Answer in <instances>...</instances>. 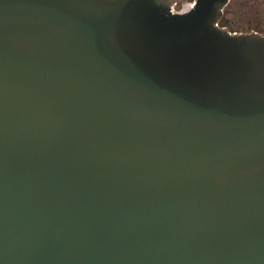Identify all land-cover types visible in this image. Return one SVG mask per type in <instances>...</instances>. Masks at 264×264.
Instances as JSON below:
<instances>
[{
	"label": "water",
	"instance_id": "water-1",
	"mask_svg": "<svg viewBox=\"0 0 264 264\" xmlns=\"http://www.w3.org/2000/svg\"><path fill=\"white\" fill-rule=\"evenodd\" d=\"M173 2L0 0V264H264V34Z\"/></svg>",
	"mask_w": 264,
	"mask_h": 264
},
{
	"label": "rangeland",
	"instance_id": "rangeland-1",
	"mask_svg": "<svg viewBox=\"0 0 264 264\" xmlns=\"http://www.w3.org/2000/svg\"><path fill=\"white\" fill-rule=\"evenodd\" d=\"M176 5H191L193 0H175ZM189 3V4H186ZM218 26L230 32L255 31L264 34V0H229Z\"/></svg>",
	"mask_w": 264,
	"mask_h": 264
},
{
	"label": "built area",
	"instance_id": "built-area-1",
	"mask_svg": "<svg viewBox=\"0 0 264 264\" xmlns=\"http://www.w3.org/2000/svg\"><path fill=\"white\" fill-rule=\"evenodd\" d=\"M183 5L184 4H182L179 8H177L176 7V2H173L172 5L169 8V11L171 13L182 12L183 11V8H184Z\"/></svg>",
	"mask_w": 264,
	"mask_h": 264
},
{
	"label": "bare ground",
	"instance_id": "bare-ground-1",
	"mask_svg": "<svg viewBox=\"0 0 264 264\" xmlns=\"http://www.w3.org/2000/svg\"><path fill=\"white\" fill-rule=\"evenodd\" d=\"M186 4H189V3H186ZM191 6H192V3L189 6L188 5H185V6L183 5V7H184L183 8V12L186 11V10H188L189 8H191Z\"/></svg>",
	"mask_w": 264,
	"mask_h": 264
},
{
	"label": "trees",
	"instance_id": "trees-1",
	"mask_svg": "<svg viewBox=\"0 0 264 264\" xmlns=\"http://www.w3.org/2000/svg\"><path fill=\"white\" fill-rule=\"evenodd\" d=\"M176 7L179 8L180 5H176ZM226 7H228V4L224 7V10H225ZM224 10H223V12H224Z\"/></svg>",
	"mask_w": 264,
	"mask_h": 264
}]
</instances>
